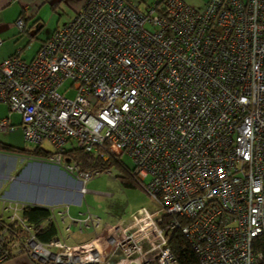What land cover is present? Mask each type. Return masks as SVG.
Wrapping results in <instances>:
<instances>
[{"label": "built area", "instance_id": "2783aa9c", "mask_svg": "<svg viewBox=\"0 0 264 264\" xmlns=\"http://www.w3.org/2000/svg\"><path fill=\"white\" fill-rule=\"evenodd\" d=\"M0 103L21 116L29 147L52 148L51 163L81 194L110 170H82L73 150L128 156L159 205L129 226L103 224L89 207L77 217L52 207L36 228L23 216L28 204L1 198L0 264L21 255L35 264H179L169 245L176 231L198 264L262 262L254 243L264 234V0H209L202 11L183 0L145 9L89 0L32 60L19 50L0 61ZM14 130L0 121L1 132ZM49 224L57 234L42 242ZM62 225L97 239L69 245Z\"/></svg>", "mask_w": 264, "mask_h": 264}, {"label": "rangeland", "instance_id": "374dc122", "mask_svg": "<svg viewBox=\"0 0 264 264\" xmlns=\"http://www.w3.org/2000/svg\"><path fill=\"white\" fill-rule=\"evenodd\" d=\"M136 1L138 2L141 0ZM144 1L151 2L152 0ZM197 2L202 3L203 1L197 0ZM144 5L145 3H143V6ZM76 14L77 13L72 7L66 3L60 4L56 11L52 9L46 10L36 37L30 39L29 36V39L22 47L26 48L23 54L24 58H30L34 54V42L41 43L45 41L52 36L57 29L66 26ZM31 40H34V42ZM19 118L18 116H14L13 121L19 122ZM0 133L1 141L14 147L15 150L7 153L9 156L0 161V167L9 168V166L12 165L10 174L14 180L18 177H24L34 181L33 185L32 183L24 184L15 181H2L1 185L3 189L0 190V198L8 195L7 193L20 197L21 199L25 198V201L51 198L52 193L50 192L54 189L49 187V185L52 183H62L63 180H67L64 176L66 175V177H69L67 176L69 173L62 167L48 161L45 166H41L32 155L26 152L30 150L31 147L24 142L20 130L13 133ZM44 146L47 150L52 149L48 144H44ZM121 162L128 170L132 168V161L128 156L122 157ZM85 188L87 192L82 198V204L79 206V209L85 212L87 211V207H89L93 214L101 218L103 224L109 223L112 225L117 222H122L125 226H129L132 224L133 218L137 216L141 210L147 209L152 213L159 209L158 203L155 202L128 173L116 166H112L110 172L103 173L90 180L85 185ZM62 229L64 235H66L65 226L62 225ZM102 230L103 227L98 231L99 237ZM94 236L95 234L91 233L90 230L79 233L76 229H72L67 243L69 245H79L87 242ZM95 239H97V236ZM103 243L101 239L97 241L99 247H103Z\"/></svg>", "mask_w": 264, "mask_h": 264}, {"label": "crops", "instance_id": "0c3cea01", "mask_svg": "<svg viewBox=\"0 0 264 264\" xmlns=\"http://www.w3.org/2000/svg\"><path fill=\"white\" fill-rule=\"evenodd\" d=\"M88 1L89 0H0V38L4 42L3 45L0 47V61H3L11 57L12 55H15L19 50L21 51L22 58H24L23 54L26 48H22V47L24 46L25 42L29 39V36L30 39L31 38L34 39V37H36L37 33L40 30L39 26L42 17L44 15V12L46 10L52 9L53 11H56L57 7H59L60 4L66 3L69 6H71L72 9L77 13L78 11L83 9V7L86 5ZM130 1L133 3V5L139 8H141L142 5L141 9H145L148 5L152 4L157 0H152L151 2H146L144 0L138 2L136 0H130ZM183 1H185L187 4H189L196 10H200V11L204 10L209 2V0H202L203 1L202 3L197 2V0H183ZM143 3H145L144 6ZM21 16L25 17L26 20L24 32H21L19 28L16 26V22ZM31 41L34 42V40ZM43 42L44 41H42L41 43L34 42L33 43L34 44L33 50L35 51L34 54L30 58L25 57L24 59L28 61L32 60L37 54ZM14 116L20 117L19 118L20 121L19 122L13 121ZM4 119H7L11 123V125L15 127V130L12 131L11 133L20 130L23 136L21 116L18 115L17 113H12L7 104L0 103V121ZM2 133H10V132H2ZM1 140L2 139H0V142L4 143ZM41 149L44 152L50 153V150H47L44 145L41 147ZM7 153L10 152L0 150V161L4 160L7 156H9L7 155ZM33 157L37 162L40 163L41 166H45V164L48 162L51 163L49 157L48 158L43 156L41 157L33 156ZM11 171H12V165H10L9 168L0 167V190L3 189L1 185L2 181H10V182L15 181L24 184L27 183H32V185L34 184V181L24 177L22 178L18 177L17 179L14 180V178L10 174ZM67 176L69 177H66V175L64 176L67 180H63L62 183H52L51 185H49V187L54 189L53 191L50 192L52 193L51 198H47V199L45 198L44 200L25 201L24 200L25 198L21 199L20 197L9 195V193H7L8 195H6L3 198L18 202H23L28 205H35L45 208L55 207L57 209H61L64 208L65 206H68L71 216L77 217L79 213L83 212L79 209V206L82 204V198L85 194L83 195L80 193V189L82 185L75 178H73V176L71 177L70 174ZM90 232L95 234L91 230ZM66 235L69 238L70 234L66 233ZM95 238H96V234L94 237L90 238L87 242L81 244H85L90 241H93L95 240ZM4 264H35V263L27 256L21 255L7 261Z\"/></svg>", "mask_w": 264, "mask_h": 264}, {"label": "trees", "instance_id": "16d2710c", "mask_svg": "<svg viewBox=\"0 0 264 264\" xmlns=\"http://www.w3.org/2000/svg\"><path fill=\"white\" fill-rule=\"evenodd\" d=\"M0 150H4L7 152L15 151L14 147L1 142H0ZM26 152H28L30 155L35 157L43 156L47 158L50 157L51 154L49 152H44L41 149V147L30 149ZM68 154L81 165V168L84 171L89 169H98V168L110 170L112 166H116L121 168L124 172L128 173L129 176L136 181L134 176H132L131 169L128 170V168L122 164L121 159H118L114 155L109 157L108 160L104 161V160H95L92 156L80 150H73ZM23 216L27 220V222H29L30 224L34 225L37 228L40 226L41 223L48 220L50 216V211L48 208L45 207L29 205L24 211ZM171 218L172 217L170 216H165L164 223L167 224ZM56 234H57L56 227L53 224H49L44 230L38 233V237L39 240H41L42 242H49L56 236ZM169 245L172 252L176 256V259L179 264H198V258L196 254L192 250L188 239L183 235L181 231H176L174 233ZM254 248L256 252L261 253L263 255V260L260 264H264V234L256 239L254 243Z\"/></svg>", "mask_w": 264, "mask_h": 264}, {"label": "bare ground", "instance_id": "6f19581e", "mask_svg": "<svg viewBox=\"0 0 264 264\" xmlns=\"http://www.w3.org/2000/svg\"><path fill=\"white\" fill-rule=\"evenodd\" d=\"M96 243H97V241H96Z\"/></svg>", "mask_w": 264, "mask_h": 264}]
</instances>
